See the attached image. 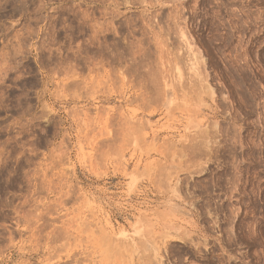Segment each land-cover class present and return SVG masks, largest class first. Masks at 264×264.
<instances>
[{"label":"rangeland","instance_id":"obj_1","mask_svg":"<svg viewBox=\"0 0 264 264\" xmlns=\"http://www.w3.org/2000/svg\"><path fill=\"white\" fill-rule=\"evenodd\" d=\"M0 264H264V0H0Z\"/></svg>","mask_w":264,"mask_h":264},{"label":"bare ground","instance_id":"obj_2","mask_svg":"<svg viewBox=\"0 0 264 264\" xmlns=\"http://www.w3.org/2000/svg\"><path fill=\"white\" fill-rule=\"evenodd\" d=\"M96 30V29H95ZM99 32H100V30H98ZM98 33V32H97ZM101 33V32H100ZM98 35V34H97ZM93 36V35H92ZM98 41V40H97ZM95 43V42H94ZM99 43V42H98ZM119 44V43H118ZM119 47V46H118ZM106 49V48H105ZM104 48H103V50H105ZM118 49V48H117ZM110 51V50H109ZM100 52V51H99ZM111 53V52H110ZM101 55V54H100ZM104 56V55H103ZM100 60V59H99ZM156 88V87H155ZM158 92V91H157ZM161 93V92H160ZM155 94V93H154ZM158 94V93H157ZM160 96H161V94H159ZM159 96V97H160ZM163 96V95H162ZM158 97V96H157ZM162 99V98H161ZM142 123V122H141ZM140 125H142V124H140ZM137 126H138V124H137ZM139 127V126H138ZM141 128V127H140ZM141 130H142V128H141ZM156 212H158V211H156ZM166 236V235H165ZM111 241H113V240H111ZM126 242V241H125ZM153 243V242H152ZM120 246H121V244H120V242L118 243ZM123 245V244H122ZM119 246V247H120ZM124 246V245H123ZM121 248V247H120ZM125 248H126V246H125ZM130 248V247H129ZM84 261V260H83ZM78 262V261H77ZM79 263H80V261H79Z\"/></svg>","mask_w":264,"mask_h":264}]
</instances>
